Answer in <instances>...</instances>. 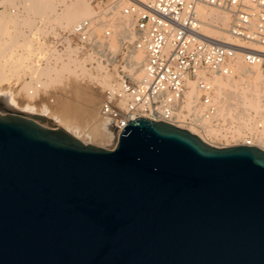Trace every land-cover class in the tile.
<instances>
[{
	"label": "water",
	"instance_id": "95a60500",
	"mask_svg": "<svg viewBox=\"0 0 264 264\" xmlns=\"http://www.w3.org/2000/svg\"><path fill=\"white\" fill-rule=\"evenodd\" d=\"M0 113V264H264V151L138 118L116 146Z\"/></svg>",
	"mask_w": 264,
	"mask_h": 264
},
{
	"label": "built area",
	"instance_id": "2783aa9c",
	"mask_svg": "<svg viewBox=\"0 0 264 264\" xmlns=\"http://www.w3.org/2000/svg\"><path fill=\"white\" fill-rule=\"evenodd\" d=\"M90 4L93 16L73 30L49 29L36 36L33 65L38 69L76 61L90 74L110 77L99 119L112 130L113 148L128 123L138 118L201 134L219 129L229 137L230 126L216 118L214 78L233 76L239 61L264 69V0H90ZM198 5L230 15L229 43L204 33L207 22ZM137 54L144 56L140 67L133 62ZM190 83L198 98L189 105ZM37 91L43 94L41 84L34 82L30 94ZM261 129L259 125L257 130ZM221 135L211 138L216 148L248 146L264 151V135L257 132H248L242 141Z\"/></svg>",
	"mask_w": 264,
	"mask_h": 264
},
{
	"label": "bare ground",
	"instance_id": "6f19581e",
	"mask_svg": "<svg viewBox=\"0 0 264 264\" xmlns=\"http://www.w3.org/2000/svg\"><path fill=\"white\" fill-rule=\"evenodd\" d=\"M10 1L15 0H1L0 3L4 4ZM23 3L24 11L12 17L10 15L8 17L5 12L0 10V32L8 34L9 24H12L15 27L14 33H16L14 37L11 36L7 40L8 42L0 40V82L13 76L18 77L20 73L24 75L28 73L30 80L24 82L21 87L19 86V91L24 92L28 102L21 103L15 98L16 95L0 92V113L2 115L22 114L30 117L38 116L39 120L37 122L39 124L55 123L59 128L65 130L84 144H88V141L92 142L96 138L95 142L98 140L111 142L114 146L115 140L112 130L110 127H106L103 122L96 128L99 130V132L96 131V134L94 133L95 130L92 131L94 134L92 132L90 134L82 133L78 127L69 122L68 117L71 116L72 111L74 112L75 105H78L76 103L79 102L80 98L77 94H72V90L70 92H72L73 96L69 95L70 93H65L59 102V108H55L57 109L55 112L47 107H42L41 109V105L38 106L36 104V98L41 96L38 91L30 94L34 82H39L42 92H45L48 87L61 81L66 74L77 80L76 82L78 80L81 81L80 76H82L83 80L90 79L91 83L97 87L110 88L111 79L108 75L98 76L90 74L82 63L72 61L63 63L61 66H47L36 69L33 61L31 60L32 63L30 61V57L34 53L33 42L35 43L37 35H45L49 29H56L55 24L62 29L73 30L80 21L93 16L90 2L88 0H70V3H68L67 0H62L59 5L55 0H23ZM198 11L207 22L203 28L204 33L220 43H229L230 39L227 35V30L230 24V15L204 5H198ZM119 27L120 29L123 28L121 22ZM14 33L12 32L13 35ZM10 34L7 36H10ZM113 46L115 48L118 47L116 42H113ZM143 57V54H137L133 57V62L137 67L141 66ZM142 77L143 71L141 69L137 70V78L140 79ZM17 79L19 77L16 78V81ZM214 85L216 88L214 96L217 107L216 118L221 120L223 124L229 123L232 125L230 137L236 140H244L248 132L250 134L257 132V134L264 135V72L262 68H250L242 61H239L235 66V74L233 76L226 78L216 77L214 78ZM78 94L80 95V92ZM90 94H87L86 98L81 96L85 98L87 111L94 110L97 103L96 95ZM84 98L82 102L80 98L81 104ZM196 98H198V94L195 85L190 83V88L186 92L188 104L190 105ZM259 125L262 126V129L258 131ZM177 127L188 130L211 146H215L211 138L220 135V130L214 128H210L206 134H201L191 128Z\"/></svg>",
	"mask_w": 264,
	"mask_h": 264
},
{
	"label": "rangeland",
	"instance_id": "374dc122",
	"mask_svg": "<svg viewBox=\"0 0 264 264\" xmlns=\"http://www.w3.org/2000/svg\"><path fill=\"white\" fill-rule=\"evenodd\" d=\"M88 1L90 2V0H88ZM0 2H1V0H0ZM67 2L70 3V0H67ZM23 4H24L23 0H15V1L6 2V3L0 5V10L5 12L8 15V17H10V16L12 17V16L16 15L15 13H12V9L20 7L21 8L20 10L22 12L24 11ZM91 6H92V4H91ZM91 10H92V8H91ZM13 27L14 26H12V24H9V28H8L9 30L8 31L11 34L8 31L7 32H8V34H10V36H7L8 35L7 33L5 34L4 32H0V35L2 33V35H1L2 37L0 36V40L2 39L1 41H3V40L7 41V40H9L11 38V36L12 37L15 36V34H16V33H14L15 27L14 28ZM55 27L58 30H70V29H62L59 26H57V24H55ZM11 29H13V30H11ZM12 32L14 33V35L12 34ZM6 38H8V39H6ZM14 40H15V38H14ZM34 44L35 43L33 42V49H34L33 52L35 53V45ZM15 48L17 49V47H15ZM34 53L31 55L30 61L31 60L33 61V58L35 56ZM32 61H31V63H32ZM262 70L264 72V69H262ZM28 76H29L28 73L25 74V75L20 73L19 76H18L20 80L17 79V81H16V78H18L16 76L15 77L13 76L12 78H7V79L3 80L2 82H0V92L12 93L13 96L16 95L15 98L18 101H20L21 103H27L28 100L26 98V95L24 94V92H20L19 89H20V87L22 86V84L24 82L30 80ZM76 81L77 80H74V78L72 79V77H70V75H68V74L64 75L62 77L61 81H59L55 85H52V86L48 87L45 92L43 91V94H40L41 96L39 98H36V104L38 106L41 105V109H42V107H47L49 110L52 109L53 112H55V110L57 111V109H55V108L58 107L59 102L63 98L65 93L66 94L70 93L69 95L77 94V96H79L81 98V102H82L84 97L86 98L88 95H91L90 93H92V94L96 95V97H97L96 98L97 99V103L95 105L94 110L87 111L86 108H85V98H84V101H83L82 104H81L80 98H79V102L76 103L78 105H75L76 108L74 109V112H76V113H74L72 111L73 113L71 112V116L68 117V118H69V122L71 124H73L74 126L78 127L79 130L82 133L90 134V132L95 130L94 133L96 134L97 133L96 131L99 132V130L96 129V128H98L99 124L101 123L100 119H99V110H100V106H101V104H102V102L104 100L105 91H106L107 87H101V86L97 87V86L93 85V83H91L92 81H90V79L81 80V81L78 80V82H76ZM75 89H76V92H75ZM70 90H72L73 93L70 92ZM78 90L80 92V95L78 94L79 93ZM81 96H84V97H81ZM56 103H57V105H56ZM80 104L83 105V106H81ZM77 106H78V108H77ZM19 115H22V114H19ZM226 124H228L230 126V128L227 129V132L230 130L229 131V133H230L232 125L229 124V123H226ZM94 133L92 132V134H94ZM220 135H221V131H220ZM221 136L223 138H226V139L231 138L230 135H229V137L227 135H221ZM231 139L234 140V141H242V140H236L235 138H231ZM93 141L92 142L88 141V144L93 145V146H97V147H101V148H105V149H112L113 148V144L111 142L100 141V140L95 142L96 138H95V140L93 139ZM212 142H213V140H212ZM222 142L224 144H226V141L223 140ZM231 143L232 142H229L228 144H231ZM228 147H232V146H228Z\"/></svg>",
	"mask_w": 264,
	"mask_h": 264
}]
</instances>
